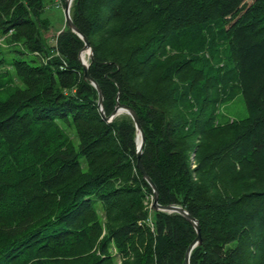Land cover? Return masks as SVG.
<instances>
[{
    "label": "trees",
    "instance_id": "1",
    "mask_svg": "<svg viewBox=\"0 0 264 264\" xmlns=\"http://www.w3.org/2000/svg\"><path fill=\"white\" fill-rule=\"evenodd\" d=\"M46 7L0 0V264H185L195 227L152 208L133 118L103 117L84 40L67 25L50 44ZM71 15L106 115H139L159 202L200 222L191 264H264V0H73ZM239 94L247 115H222Z\"/></svg>",
    "mask_w": 264,
    "mask_h": 264
},
{
    "label": "water",
    "instance_id": "2",
    "mask_svg": "<svg viewBox=\"0 0 264 264\" xmlns=\"http://www.w3.org/2000/svg\"><path fill=\"white\" fill-rule=\"evenodd\" d=\"M73 0H65V7H64V13H65V19H66V23L67 25L74 31L76 32L85 42L84 47L80 53V60L82 61L83 65H84V71H85V77L86 79L90 80L94 86L97 88L98 92H99V106L101 109V113L103 114V117L107 120V121H112L116 116H118L119 114L126 112L128 114L131 115V117L133 118L135 124H136V128L138 130V138H137V142H138V147H137V157H138V161H137V165L140 168L144 178L149 182V184L151 185V187L153 188L154 191V201H153V208L155 210H161V211H166V212H178L180 214H182L183 216H185L195 227L196 231H197V236L196 238L193 240V242L189 245L186 255H185V264H191V254L192 251L194 250V248L202 243V234H201V225L198 219H196L194 216H192L188 210H186L183 206L177 205V204H168V205H164L161 204L159 202V190L158 187L156 185V183L154 182V180L152 179V177L149 175V173L146 171L143 162H142V153H143V145L145 143V132L142 128L141 125V121L139 118V115L137 113V111L130 105L125 104V103H120L118 102V104L116 105L115 109L113 110L111 115H106L105 110H104V95L102 92V88L100 86V84L89 74L88 68L90 63L88 62V60H86L83 57V52L84 51H88V55L89 58H91V60H94V52H93V48L91 45L90 40L88 39V37L81 31V29L75 24L72 15H71V6H72ZM119 97V96H118Z\"/></svg>",
    "mask_w": 264,
    "mask_h": 264
},
{
    "label": "rangeland",
    "instance_id": "3",
    "mask_svg": "<svg viewBox=\"0 0 264 264\" xmlns=\"http://www.w3.org/2000/svg\"><path fill=\"white\" fill-rule=\"evenodd\" d=\"M64 7L65 5L58 4L57 0H47V7L43 15L46 18L49 28L45 31V37H47L49 43L52 45L56 43L57 34H59L60 31L67 26ZM0 48H3L4 51L6 50L4 56L7 60L13 56V53L10 51L11 48L5 46H1ZM86 58L88 60V54ZM221 112L222 115H226L231 118L245 117L247 115V107L242 94H239L233 100L224 103L221 106Z\"/></svg>",
    "mask_w": 264,
    "mask_h": 264
},
{
    "label": "bare ground",
    "instance_id": "4",
    "mask_svg": "<svg viewBox=\"0 0 264 264\" xmlns=\"http://www.w3.org/2000/svg\"><path fill=\"white\" fill-rule=\"evenodd\" d=\"M87 54H88V51H84L83 52V57L87 60V58H86V56H87ZM153 199H154V197H153ZM153 207V206H152Z\"/></svg>",
    "mask_w": 264,
    "mask_h": 264
},
{
    "label": "built area",
    "instance_id": "5",
    "mask_svg": "<svg viewBox=\"0 0 264 264\" xmlns=\"http://www.w3.org/2000/svg\"><path fill=\"white\" fill-rule=\"evenodd\" d=\"M58 4H64V2H62V0H58ZM0 41H2V39H0Z\"/></svg>",
    "mask_w": 264,
    "mask_h": 264
}]
</instances>
